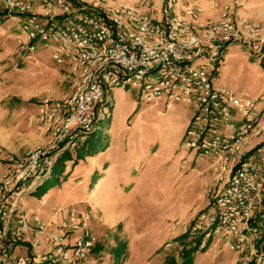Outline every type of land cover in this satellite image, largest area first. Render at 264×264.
<instances>
[{"label": "built area", "instance_id": "1", "mask_svg": "<svg viewBox=\"0 0 264 264\" xmlns=\"http://www.w3.org/2000/svg\"><path fill=\"white\" fill-rule=\"evenodd\" d=\"M199 1L0 0V17L18 22L21 53L51 47L53 61L72 76L68 96L38 104L46 143L0 178V264H90L97 238L87 215L58 207L60 220L45 221L29 212L25 197L50 177L65 149L97 129L119 87L166 109H194L182 146L209 160L214 181L208 206L184 233L201 237L200 249L218 238L235 264H264V143L244 150L264 132V106L215 84L216 64L233 44L264 61V23L239 18L226 3L218 20L196 25Z\"/></svg>", "mask_w": 264, "mask_h": 264}, {"label": "rangeland", "instance_id": "2", "mask_svg": "<svg viewBox=\"0 0 264 264\" xmlns=\"http://www.w3.org/2000/svg\"><path fill=\"white\" fill-rule=\"evenodd\" d=\"M244 4L246 19L261 22L249 13L264 9V0H244ZM234 8H238L236 3ZM212 21L197 20L196 25ZM20 38L18 22L0 17V144L7 142L15 118L29 124V140L35 133L46 136L35 119L38 104L44 98L61 100L72 90L70 71L53 61L51 47L41 46L25 57ZM215 74L217 86L254 98L263 108L262 58L233 44L216 64ZM111 95L107 115L89 138L108 149H99L93 159L81 160L79 168L73 166L77 153L72 151L61 182H44L40 192L37 189L26 196L25 202L46 221V210L56 201L73 202L86 213L97 238L88 257L90 264H168L170 256L176 264H184L194 243L189 234L179 237L184 226L189 227L208 206L207 190L214 181L210 162L182 146L195 111L185 103L166 109L159 100L146 101L133 87L115 88ZM260 122L264 124V117ZM259 143H264V132L244 150ZM78 148L80 155L86 153L85 148ZM23 152L11 160L21 158ZM6 158L0 150V177L7 168ZM41 200L47 204L41 206ZM235 258L236 254L214 238L186 264H235Z\"/></svg>", "mask_w": 264, "mask_h": 264}, {"label": "crops", "instance_id": "3", "mask_svg": "<svg viewBox=\"0 0 264 264\" xmlns=\"http://www.w3.org/2000/svg\"><path fill=\"white\" fill-rule=\"evenodd\" d=\"M199 3L203 7V13L201 14V16L198 19V20H200L201 23H203L207 20H215V21L218 20L220 17V14H221L222 6L226 3L231 4L233 6L236 3L238 6V8L236 10L237 16L239 18H246L245 17L246 14L244 11V5H245L244 0H200ZM215 3L217 4V6L215 5ZM249 16L252 18L254 17V19L257 18L258 21L264 22V9L262 8L261 10H258L254 13H249ZM161 103H163V102L161 101ZM163 105H164V103H163ZM37 110H38V106H37ZM28 126H29V124L26 122V120L24 123V120H22V119H20V120H19V118L13 119V121L11 123V127H10V134L7 136V142H3L0 144V150L7 157L4 160V162L7 163L6 170L11 166V163H12L11 157H14L15 155L19 156V154H21L26 149L23 152L25 154L26 151L29 148H31L32 146L37 145V144H44L46 142L47 137L43 136L41 134L39 135L37 133H35L36 136H34L33 139L29 140L28 135L30 133V130H29ZM107 149H108V147H105L103 151H106ZM94 157H96V156L95 155L86 156L85 160L87 161L88 159H90V158L93 159ZM186 162L187 161L184 159L183 164H185ZM81 165H82V161H80L78 163V165L75 167L79 168V167H81ZM210 171H211V175L214 179L211 168H210ZM101 177H100V181H105V179L107 178V175H106V177L105 176L103 178H101ZM79 179H80V177H78L76 181H78ZM46 204H47L46 200L40 201L41 206H45ZM27 207H28L29 212L34 213V214L38 215L39 217H41L43 220H45L42 216L37 214L34 210L30 209L28 205H27ZM58 207H67V208L68 207H75V208L81 210L73 202L56 201V202L52 203L48 207V209L46 210L47 216L49 218L48 221L53 220V219L57 220V221L60 220V215L58 213L56 214V212H55V208H58ZM87 217H88V215H87ZM215 264H219V263L216 262Z\"/></svg>", "mask_w": 264, "mask_h": 264}, {"label": "trees", "instance_id": "4", "mask_svg": "<svg viewBox=\"0 0 264 264\" xmlns=\"http://www.w3.org/2000/svg\"><path fill=\"white\" fill-rule=\"evenodd\" d=\"M101 120H103V118L100 119V121ZM94 131H96V130H94ZM94 131L89 133L84 139H81L79 144L76 147H74L72 149H65L63 151V153L57 158V160L55 162V165H54V168H53V170L51 172V175H50L51 177H49L45 181V184H47V183L51 184L53 182H58V183L61 182V179L64 178L62 176V174L64 173V171L66 169H68V165H66V162L72 158V151H75L77 153L76 158L74 159V162H73V166H76L81 160H84L86 158V156H93L94 154H96L98 152L99 149H103L104 150V148L99 147V143L98 142L92 141V140L89 141V138H90L91 134ZM78 147L85 148L86 153L80 155V153L77 150ZM38 192H40L39 189H38L37 193ZM187 234L188 233H183V235H181L179 238L188 237ZM192 242L194 243V246L192 247V249H190V251L188 250V253L185 254V257L183 258V263L184 264L191 262L193 260V258H194L195 252L197 250H200L199 244L201 242V237H199V236L194 237L192 239ZM205 248L206 247H204L202 249H205ZM168 264H176V262L174 261L173 256L169 257Z\"/></svg>", "mask_w": 264, "mask_h": 264}]
</instances>
